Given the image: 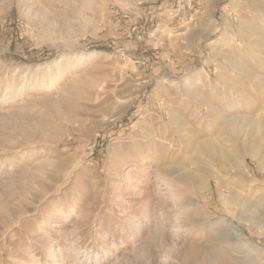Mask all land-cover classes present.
<instances>
[{
	"label": "rangeland",
	"instance_id": "obj_1",
	"mask_svg": "<svg viewBox=\"0 0 264 264\" xmlns=\"http://www.w3.org/2000/svg\"><path fill=\"white\" fill-rule=\"evenodd\" d=\"M206 261L264 264V0H0V264Z\"/></svg>",
	"mask_w": 264,
	"mask_h": 264
},
{
	"label": "bare ground",
	"instance_id": "obj_2",
	"mask_svg": "<svg viewBox=\"0 0 264 264\" xmlns=\"http://www.w3.org/2000/svg\"><path fill=\"white\" fill-rule=\"evenodd\" d=\"M241 70L243 73H245L247 76L252 75V72L249 71V68H247L245 65H241ZM213 263V261H212ZM205 264H210L209 261H206Z\"/></svg>",
	"mask_w": 264,
	"mask_h": 264
}]
</instances>
